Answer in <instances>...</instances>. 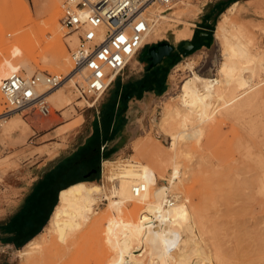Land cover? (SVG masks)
Listing matches in <instances>:
<instances>
[{
	"label": "rangeland",
	"instance_id": "rangeland-1",
	"mask_svg": "<svg viewBox=\"0 0 264 264\" xmlns=\"http://www.w3.org/2000/svg\"><path fill=\"white\" fill-rule=\"evenodd\" d=\"M26 1L29 5V14L17 16L15 12L16 29L7 27L12 22L8 24V20L4 19L12 16L14 10L11 8L0 10V24L4 26V31H0V58H3L5 44L12 43L17 35L23 36L26 40L36 36H39L42 42L45 40L39 30L41 26H45L48 15L37 14L40 0ZM194 1L185 0V3L179 5L194 4ZM63 2L64 0L61 4L59 22L62 28V42L66 47L69 60L61 66L54 67L41 60L34 65L33 74L36 72L65 74L72 68L70 53L76 45L72 46L70 42V36L74 34L62 24ZM163 9L164 7L157 3L148 10V13L153 18L151 11L162 13ZM229 15L232 20L228 26L233 31L235 28L232 24L242 26L241 40L247 48L264 53V0H240L235 10L230 11ZM221 18L222 14L217 20L210 41L183 53L173 65L168 67L164 74L163 92L160 94L154 91L150 95L147 92L145 99L130 101L132 97L125 98L126 94L123 93L119 98L121 82L127 77L129 69L126 68L120 74L118 81L111 85L94 107H89L88 99L79 96L67 84L61 89L68 94L71 104L64 107V110L55 108L50 96L48 98L52 108L50 115L44 116L27 111L8 113L6 115L8 122H4V125H7L10 119L21 120L22 124L20 123V128L18 127L12 134H2L0 124V216L9 217L16 212L25 195L59 160L72 155L89 141L95 140L98 121L103 119L116 100L120 99V105L115 107L112 130L105 134L109 137L105 146L106 159L134 158L137 155L135 144L149 139L162 147L169 146L171 139L159 133L156 125L162 117L166 103L178 100L183 81L194 73L210 79L220 77L218 71L224 56L223 46L216 37V30ZM233 21L234 23H231ZM181 23L183 22H177L176 26ZM164 36L161 37L162 39L150 38L147 46L163 40H173L169 33L166 37ZM182 49L184 47H181ZM240 57L244 65L249 63L246 54ZM138 58L141 59L140 56ZM190 60L194 61L193 68L176 69ZM249 71L246 70V75L251 80ZM20 73L27 76L33 75H29L25 68ZM255 78V82L261 78L264 79V71ZM148 79L149 77H146L144 81ZM130 87L127 86L128 94H131ZM258 90L263 91V96L253 105L246 107L243 113L240 112L241 114L238 113L229 119L223 114L220 115L221 113L216 114L202 124L204 132L200 136V141L193 138L189 143L190 154L181 158L182 168L188 179L184 184H179V189H176L180 191L182 198H188L191 203L201 205L204 216L212 226L214 225L211 235L210 233L208 235L213 238L212 241L218 243V246L228 251L234 263L237 262L239 222L244 214L251 213L254 193V156L264 151V80L258 86ZM126 101H130L128 105H124ZM6 111L2 95L0 114H5ZM102 171L101 165V175L94 176L89 181L102 183ZM107 202L106 199L99 202L97 217L104 214ZM132 207L131 202L129 208ZM141 208L146 209L141 204L138 215L148 214ZM87 224L82 230L84 232H80L75 240L68 244L62 243L55 235L44 243L42 248L35 250L33 254L35 259L26 262V259L20 256L21 248L14 253H8L9 259L6 264H108L111 261L110 258L112 259L113 251L105 242L106 232L103 231L106 230V224L102 225V229H98L101 225L97 228V224L96 226ZM216 232L217 235H215ZM143 250V247L133 249L136 254ZM143 258L145 264H154L150 262L146 253ZM155 263L157 264L158 261L156 260Z\"/></svg>",
	"mask_w": 264,
	"mask_h": 264
},
{
	"label": "bare ground",
	"instance_id": "bare-ground-1",
	"mask_svg": "<svg viewBox=\"0 0 264 264\" xmlns=\"http://www.w3.org/2000/svg\"><path fill=\"white\" fill-rule=\"evenodd\" d=\"M184 1L176 0L169 13L151 11L153 20L147 41L152 37H163L171 28L175 29L178 39L191 36V24L183 20L185 8L179 5ZM61 4L62 0H40L37 7L38 15H48L45 26L39 30L46 40H43L44 46L39 36L26 40L21 35L5 44L3 58H0V98L3 95L1 82L12 73L25 68L31 75L35 71L34 65L41 60L52 67L69 60L61 36ZM237 4L222 14L216 30L224 56L218 71L220 77L210 79L194 73L183 81L178 100L166 103L163 108L156 125L159 133L171 139L170 145L162 147L151 139L138 142L134 158L104 161L102 183L81 181L61 190L59 202L44 231L19 251L26 262L35 259V250L42 248L53 236L57 235L62 243L68 244L84 232L87 223H91L97 224V228L101 225L98 229L104 224L107 226L103 231L106 232L105 242L113 251L108 264H145V253L154 264L156 260L157 264H264V151L255 154L253 160V202L250 215L244 214L239 222L237 262L234 263L228 251L208 235L214 225L204 216L201 205L191 203L188 198H181L171 206L165 205L168 191L179 193L178 185L188 179L181 158L190 154L189 143L193 138L200 141L204 132L202 124L220 113L227 119L235 117L263 96V91H257V88L264 79L255 82V77L264 71V53L247 48L241 40L242 26L232 24L235 31L228 26L232 20L229 13ZM4 8L14 10L11 18H4L8 24L12 22L7 26L10 28H15V12L17 16L29 14L26 0H0V10ZM196 9L191 14H196ZM177 22H184L185 27L176 29ZM0 31H4L1 24ZM70 42L72 46L77 45V36L71 35ZM244 54L249 62L246 65L240 60V55ZM193 66L194 61L190 60L178 69ZM246 70H250L251 80ZM61 88L49 95L58 110L71 104L68 94ZM6 115L0 114L1 132L12 134L22 121L10 119L4 125L8 122ZM139 182H145L147 188L135 197L132 188ZM103 199L108 201L107 207L104 214L97 217V207ZM131 202L133 207L129 208ZM141 204L146 208L141 209L151 214V218L147 214L138 215ZM135 247L144 250L136 254Z\"/></svg>",
	"mask_w": 264,
	"mask_h": 264
},
{
	"label": "built area",
	"instance_id": "built-area-1",
	"mask_svg": "<svg viewBox=\"0 0 264 264\" xmlns=\"http://www.w3.org/2000/svg\"><path fill=\"white\" fill-rule=\"evenodd\" d=\"M176 0H64L62 24L77 36L71 49L68 74L14 72L1 82L6 113L33 112L50 115L49 95L69 84L88 106L97 105L130 61L149 44L152 23L148 10L155 4L171 10ZM147 188L139 182L132 188L139 197ZM181 193L168 191L165 205H174ZM149 218L152 217L151 214Z\"/></svg>",
	"mask_w": 264,
	"mask_h": 264
},
{
	"label": "crops",
	"instance_id": "crops-1",
	"mask_svg": "<svg viewBox=\"0 0 264 264\" xmlns=\"http://www.w3.org/2000/svg\"><path fill=\"white\" fill-rule=\"evenodd\" d=\"M239 1L240 0H195L194 4L181 5V7L185 8L183 19L185 22L191 24V31L193 30L191 32V36L188 38L178 39L175 29H168L164 37H166L167 33H169L171 34L173 40H163L160 42H168L173 46V50L170 55L164 56L160 62L152 67L150 66L151 61L148 58L141 57L144 50L149 47L146 46L138 55L141 59L137 56L132 59L126 67L129 69L127 71V77L121 82V90L119 89L118 94L119 98H121L123 93H125V98L130 96L132 97L130 101L143 100L146 98L147 92H149L150 95L154 91L159 94L162 93L165 71H167L169 66L175 63V60L179 59V57L183 55L184 49L181 50V47H184L185 42L188 40L193 41L195 47L210 41L219 16L223 14L229 6L231 7ZM194 7L197 8L196 14H191V11L195 10ZM183 26L185 27L184 22L178 24L176 29H183ZM176 69H178V67ZM119 76L114 83L118 81ZM146 77H149L148 81H144V78ZM128 85L131 86V94H128ZM119 102L120 99L114 101L110 110L103 116V119L98 121L95 130V134L97 136L95 140L93 139L89 141L85 146L81 147L72 155L59 160L51 169L46 171L42 178L25 195L22 204L16 212L12 213L9 217L0 216V264H6V261L9 259L8 253H14L19 249L24 248L33 238L41 234L40 232L48 225L47 223H49L59 202V194L61 190L68 188L72 184H76L81 181H89L90 178L101 175V165L103 168V163L107 160L105 158L107 154L105 152V146L109 140V137L105 134L111 132L112 130L115 107L116 105H120ZM129 102L124 105H128ZM96 146L100 147L99 159L98 161H93V163L91 161L90 151ZM50 176H59V191L55 195V201H53V203L50 201L48 204H44L42 211L37 213L38 217L47 220V222L36 235L32 236L35 230H31L29 227L30 223H27L26 221L22 222L20 216L21 213H23V211L25 212L33 202V193L37 192L39 189L41 180Z\"/></svg>",
	"mask_w": 264,
	"mask_h": 264
},
{
	"label": "trees",
	"instance_id": "trees-1",
	"mask_svg": "<svg viewBox=\"0 0 264 264\" xmlns=\"http://www.w3.org/2000/svg\"><path fill=\"white\" fill-rule=\"evenodd\" d=\"M99 151V146L93 147L91 149L90 157L92 159V162L98 161L100 153ZM59 179V176H50L48 178H43L39 184V189L37 190V192L33 193V202L30 204V207H28L29 209L27 208L25 212L23 211V213H21V221L30 223L29 227L31 228V230H35L32 236L36 235L42 229L43 225L47 222V220L38 217L37 213L42 211L44 204H48L50 201L53 203V201H55V195L59 191Z\"/></svg>",
	"mask_w": 264,
	"mask_h": 264
},
{
	"label": "water",
	"instance_id": "water-1",
	"mask_svg": "<svg viewBox=\"0 0 264 264\" xmlns=\"http://www.w3.org/2000/svg\"><path fill=\"white\" fill-rule=\"evenodd\" d=\"M193 48H194L193 42L186 41L184 44V53H186L188 50H191ZM172 50H173V46L168 42H159L150 48H146L142 53L141 57L145 58L146 56H148V59L151 61L150 66L152 67L156 65L158 62H160L164 58V56L170 55Z\"/></svg>",
	"mask_w": 264,
	"mask_h": 264
},
{
	"label": "flooded vegetation",
	"instance_id": "flooded-vegetation-1",
	"mask_svg": "<svg viewBox=\"0 0 264 264\" xmlns=\"http://www.w3.org/2000/svg\"><path fill=\"white\" fill-rule=\"evenodd\" d=\"M153 45H150L148 48L152 47ZM145 58H148V56H146Z\"/></svg>",
	"mask_w": 264,
	"mask_h": 264
}]
</instances>
